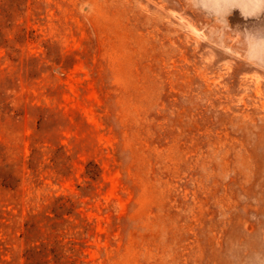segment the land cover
I'll return each instance as SVG.
<instances>
[{
	"label": "rangeland",
	"instance_id": "374dc122",
	"mask_svg": "<svg viewBox=\"0 0 264 264\" xmlns=\"http://www.w3.org/2000/svg\"><path fill=\"white\" fill-rule=\"evenodd\" d=\"M0 264H264V0H0Z\"/></svg>",
	"mask_w": 264,
	"mask_h": 264
}]
</instances>
